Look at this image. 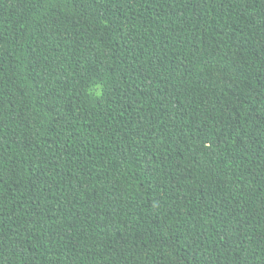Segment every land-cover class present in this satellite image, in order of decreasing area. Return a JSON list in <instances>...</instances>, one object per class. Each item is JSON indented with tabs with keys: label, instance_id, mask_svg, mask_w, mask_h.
<instances>
[{
	"label": "trees",
	"instance_id": "1",
	"mask_svg": "<svg viewBox=\"0 0 264 264\" xmlns=\"http://www.w3.org/2000/svg\"><path fill=\"white\" fill-rule=\"evenodd\" d=\"M0 264H264V0H0Z\"/></svg>",
	"mask_w": 264,
	"mask_h": 264
}]
</instances>
